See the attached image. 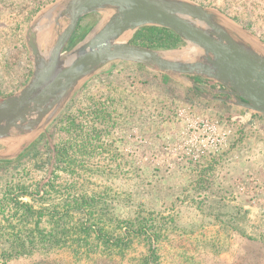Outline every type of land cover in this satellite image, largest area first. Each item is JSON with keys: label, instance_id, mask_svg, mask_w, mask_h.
<instances>
[{"label": "rangeland", "instance_id": "obj_1", "mask_svg": "<svg viewBox=\"0 0 264 264\" xmlns=\"http://www.w3.org/2000/svg\"><path fill=\"white\" fill-rule=\"evenodd\" d=\"M54 1L0 0V97L28 82L24 32ZM191 1L264 44V0ZM98 19L84 17L67 48ZM259 118L206 102L141 66H106L47 128L56 153L49 178L44 134L23 157L26 150L0 162V264H264V191L258 188L264 187V161L251 153L260 142L256 137L264 136ZM23 205L28 221L21 217ZM61 207L68 211L56 220L53 212ZM142 218L160 232L127 242L124 233L136 234ZM65 226L73 228L71 239L102 227L103 249L50 246L47 240H57ZM25 236L37 243L19 254L10 242Z\"/></svg>", "mask_w": 264, "mask_h": 264}, {"label": "water", "instance_id": "obj_2", "mask_svg": "<svg viewBox=\"0 0 264 264\" xmlns=\"http://www.w3.org/2000/svg\"><path fill=\"white\" fill-rule=\"evenodd\" d=\"M90 15L99 19L67 48L78 23ZM142 27L167 29L184 46L161 50L131 44ZM23 42L31 75L19 91L0 99V162L17 159L44 134L51 150L48 178L56 153L47 128L87 80L113 63L142 66L206 102L264 119V44L220 12L191 0H56L32 18Z\"/></svg>", "mask_w": 264, "mask_h": 264}, {"label": "trees", "instance_id": "obj_3", "mask_svg": "<svg viewBox=\"0 0 264 264\" xmlns=\"http://www.w3.org/2000/svg\"><path fill=\"white\" fill-rule=\"evenodd\" d=\"M23 45V49L25 50L24 44L23 42H21ZM133 45H137V46H142V47H147L150 49H171V48H175L178 47L180 44H182V41L180 40V38L178 36H176L173 32L167 30V29H163V28H157V27H142L140 29L137 30V32L135 33L133 39L130 42ZM26 51V50H25ZM27 53V52H25ZM25 58H27V54H25ZM142 67V66H141ZM201 79L200 78H194L195 82H199ZM204 81V80H202ZM13 94V93H12ZM10 94V95H12ZM7 95V96H10ZM5 96V97H7ZM5 97H0V99L5 98ZM254 118H259L256 115H251ZM261 119V118H259ZM32 147V146H31ZM30 147V148H31ZM29 151L26 150V152H24V154H22L20 157H23L25 155V153H27ZM49 185V184H47ZM23 208H27L25 210V213L21 215V217L23 219H26V221L29 220V217L31 216L30 211L28 210V206L27 205H23ZM68 209H64V207H61L58 211L53 212V215L55 214L59 219L62 218L66 213H67ZM52 215V216H53ZM55 217V216H54ZM35 221H36V225L38 222V216L35 215ZM82 224H77L75 226V229H77L76 231L80 232L82 226ZM92 227H95L96 225L91 224ZM61 226V224H60ZM137 232L136 234L130 235L129 233L125 234L126 238L124 237V239H127V242H129V239L131 238V236L133 237H141L143 236L146 239H153V237L155 238L156 235L160 232L158 230H155V228H150L151 225L148 224L146 222V219L142 218V220H138L137 222ZM63 228V227H62ZM37 228H35L36 230ZM90 229V228H89ZM98 230H86V238H81L80 236L76 235L75 239H71L70 237V233L73 232V228L70 227H66L63 228L61 231L63 232L62 235L57 237V240H47L50 244V246L52 244L55 243V247L56 248H63V247H75L74 244L75 243H80L83 246H86L87 249H103V239L102 237L99 236L98 233H102L101 229L102 227H97ZM94 233V234H93ZM66 234V235H65ZM77 234V233H76ZM29 235V234H27ZM120 235L122 236L123 239V232H120ZM67 236H69L67 238ZM43 240V239H42ZM46 241V240H44ZM42 242V241H40ZM10 243H12V246L14 245V249L18 248L17 253L19 254H26L28 252H31L33 247L35 246V244L37 243L36 239H32L31 236H25L24 238L22 237L19 240L16 241H11ZM16 244V245H15ZM109 253L112 251L110 249H108Z\"/></svg>", "mask_w": 264, "mask_h": 264}, {"label": "crops", "instance_id": "obj_4", "mask_svg": "<svg viewBox=\"0 0 264 264\" xmlns=\"http://www.w3.org/2000/svg\"><path fill=\"white\" fill-rule=\"evenodd\" d=\"M245 129H246V127H245ZM261 136L260 137H256V138H258L259 139V141L260 142H258V145H257V148H256V151L255 152H251V153H259L260 154V156L258 157L257 156V158H256V160H258V159H263V161H264V136H262V134H260ZM242 138V140L243 139H245V133L243 134H240V139ZM248 150V149H247ZM248 153L247 152H245L244 151V153H243V157L245 158V159H247V158H249V156H246ZM251 154H250V158H251ZM251 159H253V158H251Z\"/></svg>", "mask_w": 264, "mask_h": 264}, {"label": "bare ground", "instance_id": "obj_5", "mask_svg": "<svg viewBox=\"0 0 264 264\" xmlns=\"http://www.w3.org/2000/svg\"><path fill=\"white\" fill-rule=\"evenodd\" d=\"M240 34V36L243 38V39H245L246 41H248L255 49H258V50H262L261 48H260V46L254 41V40H252L251 38H249V37H246V36H244L242 33H239Z\"/></svg>", "mask_w": 264, "mask_h": 264}, {"label": "flooded vegetation", "instance_id": "obj_6", "mask_svg": "<svg viewBox=\"0 0 264 264\" xmlns=\"http://www.w3.org/2000/svg\"><path fill=\"white\" fill-rule=\"evenodd\" d=\"M198 84H200V85H207V86H210V87H214V88L221 89L220 86H217V85L212 84V83L207 82V81H202V80H200V81L198 82Z\"/></svg>", "mask_w": 264, "mask_h": 264}, {"label": "built area", "instance_id": "obj_7", "mask_svg": "<svg viewBox=\"0 0 264 264\" xmlns=\"http://www.w3.org/2000/svg\"><path fill=\"white\" fill-rule=\"evenodd\" d=\"M258 184H260L259 180L258 179H255L254 180V185H258ZM258 188H259L260 191H264V187L263 186L262 187L261 186H258Z\"/></svg>", "mask_w": 264, "mask_h": 264}]
</instances>
